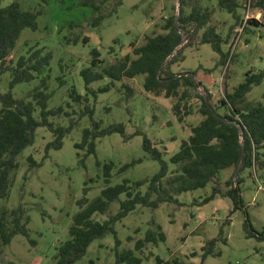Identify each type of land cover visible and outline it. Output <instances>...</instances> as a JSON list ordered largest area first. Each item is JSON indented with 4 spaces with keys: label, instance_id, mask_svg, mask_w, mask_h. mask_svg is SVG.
<instances>
[{
    "label": "rangeland",
    "instance_id": "obj_1",
    "mask_svg": "<svg viewBox=\"0 0 264 264\" xmlns=\"http://www.w3.org/2000/svg\"><path fill=\"white\" fill-rule=\"evenodd\" d=\"M11 1L0 0V3L4 6ZM17 1L22 9L38 12L37 28L21 31L9 57L15 61L33 45L51 52L52 57L49 68L42 75L11 88L9 71L0 72V92L10 90L14 97L26 99L30 90L38 85L40 77L48 76L47 91L51 96L47 108L51 110L60 104L65 107L71 86L82 95L86 92L79 72L89 65L92 48L100 51L101 66H106L117 57L131 53V43L141 44L145 34L161 31L165 19L178 14L179 5V0H121L115 12L106 16L98 26H91L89 20L98 12L83 5L84 0ZM237 1L241 5L237 9L240 17L254 18L259 24L248 25L250 31L241 26L232 29L233 34L223 44V51L228 52L225 64H218L219 54L210 44H201L200 38L208 27L225 38L234 18L219 7L218 0H187V12L192 6L207 8L209 20L202 27L193 28L188 35L182 32L183 42L177 47V62L171 65L175 73L195 71V78L201 85L197 90H191L192 93L203 94V87H206L215 102L242 82L247 70L256 73L264 69V10L250 6L256 0ZM115 2L108 0L99 12H109ZM84 37L87 42L83 41ZM143 78L144 75L138 74L131 79L114 81L108 91H96L95 97L88 95L90 105L94 107L93 118L100 121V127L123 123L128 136L126 140L117 132L97 137L94 152L88 154L86 147L76 148L75 143L81 141L82 130L91 126L89 115H49L48 119L55 126L66 125L73 117L77 121L63 137L61 147L51 148L45 154V145L53 140V136L46 127H36L33 142L16 157L18 166L9 193L0 199V210L19 205L25 209L29 216V236H13L2 247L0 264H53L57 247L69 238L68 227L79 209L77 202L83 197L92 201L105 186L104 163H113L110 185L126 178L130 184L143 181L138 189L144 191L147 181L159 169V163L142 148L144 136L162 150L166 161L178 150L181 140L189 134L186 124H196L202 118L197 111L199 101L194 97L186 100L191 113L179 122L172 109L176 99L165 97L164 90L158 93L146 91ZM110 82L111 79L104 76L89 86L96 89ZM124 85L133 91L128 98ZM263 92L264 77L259 84L252 86L239 106L256 104L262 100ZM69 102L71 106L64 108L69 113L83 108V105ZM219 112L223 113L224 108ZM33 116L39 118L38 109ZM29 155L39 163L38 166L29 168L26 159ZM133 160L135 162L130 164ZM125 164H129L128 167L121 170ZM174 167L169 163L170 172ZM231 172V168L220 172L222 189ZM240 176L243 206L233 213L228 197L217 196L202 205L193 204L210 193L211 184L177 195L180 204L162 203L155 209L138 205L114 223L116 236L120 239L119 249L133 248L135 241L155 223L164 232L165 240L157 245L146 244L136 251L142 257L140 264H156V255L163 259L177 256L199 263L202 245L217 235L221 224L227 242H218L215 250H220V255H208L203 264H264V239L257 238L264 231V167L256 163L254 168L244 169ZM124 198V194L119 196L121 200ZM118 208L119 202L114 200L109 203L105 214L94 213L92 217L102 221ZM244 224L255 231L253 236H246ZM114 245L112 233L93 240L78 264H113ZM192 253H196L195 256H191Z\"/></svg>",
    "mask_w": 264,
    "mask_h": 264
},
{
    "label": "trees",
    "instance_id": "obj_2",
    "mask_svg": "<svg viewBox=\"0 0 264 264\" xmlns=\"http://www.w3.org/2000/svg\"><path fill=\"white\" fill-rule=\"evenodd\" d=\"M107 2L108 0L82 2L83 5L90 6L98 12L89 20V25L98 26L106 16L115 12L121 0H116L109 12L100 13L99 11ZM178 3V14L169 15L160 26L161 31L153 30L150 34H145L141 44L131 43V53L119 56L108 65L101 66L103 61L100 58V51L92 48L89 65L79 72L84 80L86 92L82 95L71 86L68 91L69 100L66 101L65 107L60 104L52 110L47 108L48 99L51 96V92L47 91L48 76L40 77L38 85L30 90L26 99L14 97L10 90L0 92V199L7 197L18 166L16 157L22 149L33 142L36 127L44 126L52 133L53 140L45 145L46 154L51 148L61 147L63 137L70 132L77 121L73 117L68 124L55 126L48 119L49 115L88 114L91 126L82 130L81 141L75 143L76 148L86 147L88 154L94 152L97 137L117 132L124 137V140L128 138L123 123H112L101 128L100 121L93 118L94 107L90 105L88 98V95L95 97L96 91H108L111 86H114V81L131 79L138 74L144 75L143 87L146 91L158 93L164 90L165 97L176 99L172 109L179 122L191 113V106H188L186 100L194 97L199 101L197 111L202 118L196 124H186L189 134L187 138L181 140L178 150L169 157L168 161L163 158L162 150L144 136L143 150L151 159L159 163L158 171L147 181L144 191L138 189L143 181L130 184L129 180L124 178L122 182L110 185V171L113 163L103 164L105 186L101 189L100 195L92 201L88 202V199L83 197L77 202L79 209L72 216L68 227L69 238L57 247L53 264H78V261L87 253L91 242L107 233H112L115 237L113 264H140L142 257L138 256L136 251L141 250L146 244L157 245L163 242L164 232L158 224L153 222L154 226L148 228L143 237L135 241L133 248L119 249L120 239L116 236L114 229L116 221L133 211L138 205L155 209L162 203L180 204L177 195L204 188L208 184H211L210 193L193 204L202 205L216 196L228 197L232 202L230 212L233 213L243 206L240 194L241 172L244 169L254 168L256 163L261 168L264 167V158H262L264 157V92L262 100L256 104L239 106L252 86L262 81L264 69L256 73L250 69L247 70L243 81L216 102L206 87H203V94L192 93L191 90H197L201 85L195 78L196 72L175 73L171 70V65L177 62L179 54L177 47L183 42L182 32L188 35L193 28L207 24L209 12L207 8L203 10L199 6H192L187 12V0H179ZM218 5L232 15L234 24L230 26V31L225 38H222L212 27H208L202 33L200 43L210 44L220 56L218 64L223 65L228 56V52L223 51V44L230 39L233 34H231L232 29L241 26L243 30L250 31L248 25L257 26L259 23L254 18L240 17L237 9L241 5L237 0H218ZM250 6L264 10V0H256ZM37 14L38 12L22 9L17 0H12L4 6L0 3V72L9 71L10 88L17 83L29 82L39 77L49 68L51 52L44 51L43 47L37 45L29 47L26 54L20 55L15 61L9 57L21 31L24 28L32 30L37 28ZM83 41L87 42V37H84ZM104 76L109 77L111 82L96 89L89 86L91 82ZM124 87L127 89L125 96L128 98L133 91L127 85ZM182 100L184 103L181 105ZM69 101L83 105V108L69 113L65 110L71 106ZM220 108H224L223 113L219 112ZM36 109L39 110V118L33 116ZM26 159L29 168L39 165L31 155ZM138 161L140 160H136ZM134 162L133 160L130 164ZM169 163L175 166L171 172ZM128 165L122 166L121 170ZM230 168L232 172L225 180L224 189H222L219 184L220 172ZM121 194L125 195L122 200L119 199ZM114 200L119 202V208L114 214L107 215L102 221L92 217L94 213L105 214L109 203ZM28 222L29 216L21 205L9 210H0V252L16 234L29 236ZM245 231L247 237L255 233L251 226L247 227V225H245ZM223 232L220 224L217 235L202 245L199 263L185 261L177 256L163 259L156 255V264H203L208 255H220V250H215V246L218 242L224 244L227 242ZM258 235L259 240L264 239V231ZM195 254L192 253L191 256Z\"/></svg>",
    "mask_w": 264,
    "mask_h": 264
},
{
    "label": "crops",
    "instance_id": "obj_3",
    "mask_svg": "<svg viewBox=\"0 0 264 264\" xmlns=\"http://www.w3.org/2000/svg\"><path fill=\"white\" fill-rule=\"evenodd\" d=\"M217 197V196H216Z\"/></svg>",
    "mask_w": 264,
    "mask_h": 264
}]
</instances>
